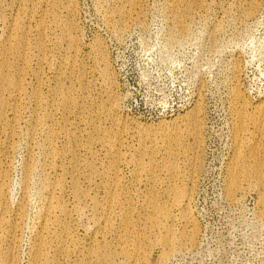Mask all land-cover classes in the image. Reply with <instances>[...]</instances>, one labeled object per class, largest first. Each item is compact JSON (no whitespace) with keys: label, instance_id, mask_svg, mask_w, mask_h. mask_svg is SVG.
<instances>
[{"label":"rangeland","instance_id":"rangeland-1","mask_svg":"<svg viewBox=\"0 0 264 264\" xmlns=\"http://www.w3.org/2000/svg\"><path fill=\"white\" fill-rule=\"evenodd\" d=\"M0 70V264H264V0H0Z\"/></svg>","mask_w":264,"mask_h":264},{"label":"bare ground","instance_id":"bare-ground-1","mask_svg":"<svg viewBox=\"0 0 264 264\" xmlns=\"http://www.w3.org/2000/svg\"><path fill=\"white\" fill-rule=\"evenodd\" d=\"M4 68V67H3ZM1 69H2V67H1ZM1 72H2V70H0ZM1 77H2V79H4L5 81H7L6 80V73H4V72H2L1 74ZM3 80V81H4ZM2 82V81H1ZM65 100V99H64ZM263 163V162H262ZM255 173L257 174V175H260L261 173H262V166H261V164H258L257 166H256V168H255ZM230 191H233V189L237 186V181L235 180V179H233L232 181H231V183H230ZM0 187H1V189H2V187H3V183L2 182H0ZM63 209V208H62ZM182 213L180 214L181 215V217L182 218H184V219H187L188 217H189V215H188V213L184 210V211H181ZM160 217H161V220H162V222L160 221L159 223H162L161 224V226H163V228L167 231V233L169 234V238H164L163 239V242H164V244H166V246H168L169 248H171L172 247V244L174 243V233L172 232V229H171V226H170V223H169V217L167 216V214H165L164 212H161L160 213ZM181 218V219H182ZM189 220V219H188ZM158 223V224H159ZM162 242V243H163ZM168 252V251H167ZM167 252L165 251V252H163L162 251V255L160 256V260H163L164 258H166L167 257ZM12 259V258H11ZM6 260H7V258H6ZM5 260V262H7ZM164 261V260H163ZM162 261V262H163ZM10 262V261H9ZM3 263V262H2ZM8 264V263H7ZM10 264H11V262H10ZM161 264V263H160Z\"/></svg>","mask_w":264,"mask_h":264}]
</instances>
